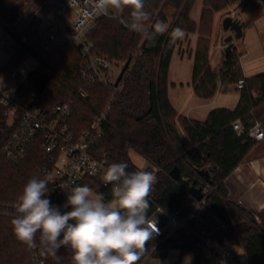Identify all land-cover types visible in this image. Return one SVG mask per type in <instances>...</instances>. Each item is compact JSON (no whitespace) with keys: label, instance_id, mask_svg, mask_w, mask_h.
<instances>
[{"label":"trees","instance_id":"16d2710c","mask_svg":"<svg viewBox=\"0 0 264 264\" xmlns=\"http://www.w3.org/2000/svg\"><path fill=\"white\" fill-rule=\"evenodd\" d=\"M21 1L0 0V27L17 46L7 64L1 66L0 73H13L29 55L38 61L37 67L18 85L16 101L22 109L69 104L70 127L80 135L91 126L94 115L109 103L104 135L93 146V153L106 157L108 165L125 162L132 172L139 170L129 155L130 148H135L151 166L160 168L148 197L149 216L160 207L170 214L185 217L197 203L189 191L190 185L202 188L209 182L212 186L206 200L208 217L203 222L188 220L189 232L180 230L153 252V240H149L137 264H142L149 254L163 258L170 249L194 251L195 262L199 264L202 251L198 241L202 236L214 237L222 243L234 241L243 249L250 264H264V222L259 223L232 200L225 184V178L257 143L247 133L237 134L232 122L241 118L246 130L255 120L264 124V73L245 77L234 47L224 56L219 71L212 68L209 60L214 14L235 0H203L199 23L190 15L196 0H145V11L150 19L144 24L143 32L131 28L132 9L127 6L123 8L122 21L98 17L89 35L95 50L110 59L125 62L126 73L117 91L100 82L82 79L83 56L78 46L64 44L55 51L45 50L40 24L45 13H50L49 3H44L37 13L19 24ZM244 2L249 22L264 13V0ZM168 9L173 10L171 16ZM158 22L167 24L168 30L155 33ZM177 27L186 33L198 31L200 34L192 72V83L199 97L211 98L218 90L224 91L229 84L244 79L234 108H214L204 120L187 118L174 108L168 94V73L173 51L180 40L172 35ZM147 34H153V38L149 39ZM85 91L87 96L82 95ZM14 125L8 123L6 109L0 106V204L20 203L23 187L30 179H47L39 169L46 159L39 144L19 163L10 161L3 152ZM175 166L181 173L177 180L170 175ZM210 166L214 168L207 180L198 171ZM83 185L103 195L106 201L112 198L111 187L97 179L86 177ZM48 198L53 205L63 204V193L51 183H48ZM15 217L0 213V264H23L29 254L30 246L14 233L12 220ZM39 236L37 233L36 245L47 264H73L70 249L61 247L53 255L40 243ZM30 263L34 264L33 261L26 264Z\"/></svg>","mask_w":264,"mask_h":264},{"label":"built area","instance_id":"2783aa9c","mask_svg":"<svg viewBox=\"0 0 264 264\" xmlns=\"http://www.w3.org/2000/svg\"><path fill=\"white\" fill-rule=\"evenodd\" d=\"M97 3L98 0H52L49 3L51 13L64 16L73 10V16L68 23L56 30L53 26L45 28L43 21L40 26V36L47 51H55L61 46L57 42L58 37L63 39L65 44L78 46L83 56L80 68L82 79L88 82H100L117 91L126 73L125 66L117 73L114 68L118 63L98 53L89 35L95 26L96 19L100 16L118 18L122 21L123 9L118 10L116 14L110 10L105 12L96 7ZM28 62L15 70L24 74L20 81L9 80L5 84L0 83V106L6 109L8 123L15 124L3 146V152L10 161L19 163L34 145L39 144L46 158L39 169L46 175L54 189L63 193V203L66 200L65 193L70 187L83 186L86 177H92L104 186H110L112 197L113 185L104 180V173L109 166L107 158L98 157L93 153V146L104 135V124L110 104L105 110L94 115L91 126L80 135H76L70 127L71 108L69 104H58L51 108L22 109L16 101L18 85L36 68L32 58ZM132 62L133 60L130 65ZM243 85L244 79L241 78L236 86L241 89ZM19 110L22 112L19 113ZM232 126L239 135L247 133L256 141L264 139V124L258 120L253 121L248 130L241 118L235 119ZM159 170L160 168L154 167L143 171L152 172L156 176ZM211 190L212 186L206 182L202 187V199L196 200V205L182 218L157 207L150 217L155 214L159 235L154 234L151 240L161 242L180 228L189 232L188 220L203 222L209 215L206 200ZM18 206L19 203L0 204V213L17 217L19 215ZM198 246L202 251L199 264H250L248 257L244 253H239L229 242L222 243L214 237L202 236L198 241ZM155 249L153 248L152 252ZM32 261L34 264H47L42 250L37 247L33 251ZM188 264H196L195 258Z\"/></svg>","mask_w":264,"mask_h":264},{"label":"clouds","instance_id":"9594fccd","mask_svg":"<svg viewBox=\"0 0 264 264\" xmlns=\"http://www.w3.org/2000/svg\"><path fill=\"white\" fill-rule=\"evenodd\" d=\"M132 9L131 28L144 31L150 19L145 0H98L102 11ZM168 25L155 24V33H164ZM149 39L153 34H147ZM173 37L183 38L177 27ZM125 162L109 165L104 173L106 183L113 185L112 198L94 194L88 185L70 187L62 205L48 198L47 179L33 177L19 197V215L12 220L16 237L30 247L40 243L53 255L61 247L72 252L73 264H137L146 252V242L159 235L148 199L156 176L149 171H128Z\"/></svg>","mask_w":264,"mask_h":264},{"label":"crops","instance_id":"0c3cea01","mask_svg":"<svg viewBox=\"0 0 264 264\" xmlns=\"http://www.w3.org/2000/svg\"><path fill=\"white\" fill-rule=\"evenodd\" d=\"M197 1L198 0L195 1L191 9L190 15L193 20L199 23L202 14L203 0H201L200 11L194 14V8ZM233 14L234 12L232 10V16ZM221 16L222 13L220 11L214 14L210 36L211 48L209 52V60L212 68L216 71H219L221 69L225 58L222 55V51L225 47L222 39L230 33L228 32L227 35H225L224 31L221 29ZM217 26L219 27L218 31ZM183 32L184 36L183 38H181V40H183L184 43L178 44L176 48H179V51H181L182 53H184L185 51H190V54L192 55L193 51H195L200 34L198 31L192 33H186L185 31ZM15 46L16 44L14 40L0 27V68L1 66L7 64L15 50L6 62H4V59L5 57L9 56V54L12 52L13 47ZM234 49L238 55V61L245 77H252L264 73V13L254 18L251 22H249V20L245 21L243 36L240 39L234 40ZM212 55L216 56L215 66L213 65ZM11 74L12 73H0V83L5 84L7 81H9L8 79H6V77L8 75L10 76ZM175 86H177V83L172 81L171 87L173 88ZM191 88L193 91L187 93L186 97L184 98V102L180 104L181 107L175 106L170 99L171 103L178 111V113L190 119L204 120L206 119L208 113L214 108H234L237 105L240 97V91L239 89H237L236 84H229L224 91L218 90L214 97H212L211 99L199 97L194 90L193 83ZM229 88L238 90V93H236V95L230 99V102L228 101L227 97L224 98V96H227L226 92ZM221 96L223 97L222 99ZM185 139L188 141L187 136L185 137ZM147 163L148 165L144 170L154 168L148 161ZM139 170L141 169L139 168ZM225 184L231 199L245 208L248 212H250L259 223H263L264 139L257 141V143L248 152V154L242 159V161L225 178ZM93 192L97 194L94 190ZM180 230H182V228H180L179 231ZM239 253H243L242 248L241 252ZM189 256L195 258V252L170 249L167 252L166 256L163 258L150 254L147 255L142 264H147V261L150 258H153V260L155 261L151 264H188L187 262H185V257Z\"/></svg>","mask_w":264,"mask_h":264},{"label":"rangeland","instance_id":"374dc122","mask_svg":"<svg viewBox=\"0 0 264 264\" xmlns=\"http://www.w3.org/2000/svg\"><path fill=\"white\" fill-rule=\"evenodd\" d=\"M51 1L52 0H22L21 1L22 7L20 8V18H19L18 23L20 24V23L27 21L35 13L38 12V10L41 8V6L44 3H50ZM200 8H201V0H198L196 3V6L194 8V14H196V12H199ZM229 9L233 10L234 18H239L240 20H242L244 22L246 20H248V18H249L248 14L246 13V7H245L244 0L232 1L230 4H228L226 6V8H224L220 11L222 13L221 21H220V27L222 30H223L222 20L225 18L226 13ZM109 10L115 14L118 12V10H112V9H109ZM167 13L169 16H171L173 14V10L168 9ZM72 16H73V10H70L64 16H57V15H55L51 12L49 13V11H47V13H45V16H43L44 18L46 17L45 20L43 19L44 27L48 28V27L53 26L54 29L56 30L58 28H61L64 24L68 23V21L72 19ZM41 24H40V26H41ZM218 28L219 27L217 26V31H218ZM224 33H225V35H227L228 32L224 31ZM57 42H59V44L61 46H63L65 44L64 40L61 39L60 37L57 38ZM182 43H184V42L180 38L178 44H182ZM16 48H17V46L13 47L12 52L9 54V56L5 57L4 62H6L8 60V58L13 53V51L16 50ZM193 53H194V51H193ZM193 53H192V55L190 54V51H185L184 53H182L181 51H179V48H175L173 51L172 57H171L170 70H169L170 84H169V88H168V90H169L168 94H169V97H170L172 103H174V105L177 107H179V106L181 107L180 104L184 102V98L186 97L187 93H190V91H193L191 88L192 87ZM53 56H56V55H53ZM31 58L37 67L38 61L32 55L27 56V58L22 61V63L19 65V67L22 66L25 62H27V60H29ZM54 58H56V57H54ZM115 61L118 63V65L114 69L116 70L117 73H119L121 68L125 66V62L120 61V60H115ZM212 61H213V65L215 66L216 65V56L215 55H212ZM23 76H24V74H22L19 70H17L13 74H11L10 76L8 75L6 77V79L20 81L23 78ZM172 81L176 82L177 86L172 88L171 87ZM236 93H238V90L229 88L226 92L227 96H224V98L227 97L228 101L230 102V99L232 97H234L236 95ZM82 94H83V96L88 95L87 91L83 92ZM194 97H196V96H194ZM211 98H208V99H211ZM222 98L223 97L221 96V99ZM219 102H220V100H219ZM107 105H106V107H107ZM106 107H105V109H106ZM180 131H181L183 137L185 138L186 134L183 131V128L181 126H180ZM129 155H130L131 160L137 165L138 168H140L141 170H144L147 167V165H148L147 161L148 160L138 150H136L135 148H130ZM178 233H179V229L176 230L174 233H172L169 237H175L178 235ZM163 241L159 242L158 240H156V241L153 240L152 245L155 246V247L153 246V248H157ZM228 242L238 252H241V247L237 243H235L234 241H228ZM36 247H37V245H36ZM36 247H30L29 254L26 255L27 257L24 260L23 264H26L27 261H29V262L32 261V260L30 261V258L32 259L33 251ZM192 259H193L192 256L185 257V262L189 263L190 261H192ZM153 262H155L153 260V258H150L147 261V264H151Z\"/></svg>","mask_w":264,"mask_h":264},{"label":"water","instance_id":"95a60500","mask_svg":"<svg viewBox=\"0 0 264 264\" xmlns=\"http://www.w3.org/2000/svg\"><path fill=\"white\" fill-rule=\"evenodd\" d=\"M245 22L240 20L239 18H234L232 16V10H228L226 13L225 18L222 20V28L225 32H230L226 37H224L223 43L225 44V47L222 51V55H227L232 48L234 47V40L240 39L243 36V28H244ZM214 166H210L206 169H200L198 173L205 177L207 180L210 179V173L213 170ZM170 175L174 180H177L180 178L181 173L180 169L175 166L171 171ZM189 191L192 194V196L197 200H201L203 197V192L201 187H197L194 184H191L189 187ZM149 244V241L146 242L145 247L147 248Z\"/></svg>","mask_w":264,"mask_h":264}]
</instances>
